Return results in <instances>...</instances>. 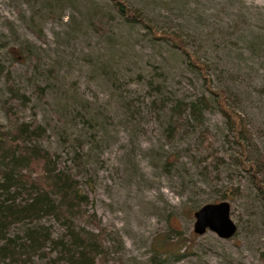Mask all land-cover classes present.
Listing matches in <instances>:
<instances>
[{
    "label": "rangeland",
    "instance_id": "obj_1",
    "mask_svg": "<svg viewBox=\"0 0 264 264\" xmlns=\"http://www.w3.org/2000/svg\"><path fill=\"white\" fill-rule=\"evenodd\" d=\"M128 1L211 62L215 87L230 90L264 152V0ZM202 94L186 56L127 23L109 0H0V124L9 125L12 106L46 126L40 143L63 165L82 153L76 169L87 209L107 230L105 264H264V202L231 158L221 113L168 135L171 106ZM223 200L236 234L196 233L195 211ZM43 222L59 233L54 219Z\"/></svg>",
    "mask_w": 264,
    "mask_h": 264
},
{
    "label": "trees",
    "instance_id": "obj_2",
    "mask_svg": "<svg viewBox=\"0 0 264 264\" xmlns=\"http://www.w3.org/2000/svg\"><path fill=\"white\" fill-rule=\"evenodd\" d=\"M109 1L127 23L139 25L153 39L179 49L198 72L209 93L193 101L179 99L171 106L168 135L174 137L178 129L190 121L202 125L205 113L217 109L224 118L226 139L235 146L237 155L231 158L249 174L264 202V152L249 122L232 102L230 90L215 87L211 62L190 50L181 31L159 26L142 7L128 0ZM95 27L105 31L102 22H97ZM12 92L14 97L18 96L14 89ZM22 96L29 101V97ZM7 114L9 125L0 124V261L33 264V258L38 257L47 258L49 264H105L110 254L105 245L107 230L97 214L87 209L90 197L81 188L76 169L82 163V153L76 152L75 165H63L60 154L40 143L47 134L46 126L37 121H22L12 106L8 107ZM234 193L241 194L240 188L235 187ZM45 218L58 222L61 227L58 234L43 222ZM18 225H24L25 229L11 234ZM87 225H94L97 230H91ZM171 231L178 240L183 239L179 235L181 231L173 227ZM155 255L160 253L155 252ZM157 263L161 264L160 261Z\"/></svg>",
    "mask_w": 264,
    "mask_h": 264
},
{
    "label": "water",
    "instance_id": "obj_3",
    "mask_svg": "<svg viewBox=\"0 0 264 264\" xmlns=\"http://www.w3.org/2000/svg\"><path fill=\"white\" fill-rule=\"evenodd\" d=\"M231 209L230 202L226 200L201 206L194 213V231L203 234L211 230L224 239L233 237L238 225L232 218Z\"/></svg>",
    "mask_w": 264,
    "mask_h": 264
}]
</instances>
